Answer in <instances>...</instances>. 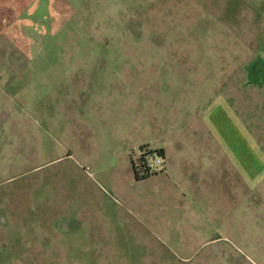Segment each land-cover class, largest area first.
<instances>
[{
  "label": "rangeland",
  "instance_id": "1",
  "mask_svg": "<svg viewBox=\"0 0 264 264\" xmlns=\"http://www.w3.org/2000/svg\"><path fill=\"white\" fill-rule=\"evenodd\" d=\"M258 50L264 0H0V264H264Z\"/></svg>",
  "mask_w": 264,
  "mask_h": 264
},
{
  "label": "crops",
  "instance_id": "2",
  "mask_svg": "<svg viewBox=\"0 0 264 264\" xmlns=\"http://www.w3.org/2000/svg\"><path fill=\"white\" fill-rule=\"evenodd\" d=\"M213 114L208 112V118L207 119H204L203 123H201L202 125H204L206 128H210V131L208 133H206L210 138L208 140V147L207 149H209L210 147L211 148H214L215 146H217L218 144H220V147H221V151L225 153V155L227 156H230L231 157V162L235 165H238L236 164L238 161H243L246 157V155L244 154H241V153H230L229 151V147H228V138L225 137L224 139H222L221 137H219V135H222V133H224V129L222 127V122H220L218 119L216 118H213L212 117ZM211 121H215L216 122V125H215V128H213L212 124L210 123ZM213 130L217 131L218 132V136L216 137H213L212 134H213ZM229 130V129H228ZM225 134V133H224ZM205 137V136H204ZM206 138V137H205ZM203 138V139H205ZM207 139V138H206ZM182 140V139H181ZM181 140L179 141L180 145H178V147H172L173 150L172 151H168L169 148L165 149V150H162V155L164 154V159H166V156L169 157L168 159V162H171V161H175V157L176 156H173L174 154H176L175 152L176 151H179L181 152V144H183L181 142ZM203 142V145L205 144L206 140H202ZM232 144V142L229 143V145ZM165 152V153H164ZM178 152V153H179ZM250 159H251V166L253 169H257L258 170V174L255 176L254 173H250L246 180L248 181V183L251 185L252 183H255L256 182V179L260 176L261 174V168H264L261 166V162H260V158H257L256 156H252L250 155ZM167 166V159L165 160V167ZM248 178H250L251 180H248ZM199 179V175L198 173L196 172H191V174L189 175L188 177V185H190L191 183H193L194 181L197 182V180Z\"/></svg>",
  "mask_w": 264,
  "mask_h": 264
},
{
  "label": "flooded vegetation",
  "instance_id": "3",
  "mask_svg": "<svg viewBox=\"0 0 264 264\" xmlns=\"http://www.w3.org/2000/svg\"><path fill=\"white\" fill-rule=\"evenodd\" d=\"M250 68H252L251 71L247 70V78L251 80L250 84L264 86V59L255 58Z\"/></svg>",
  "mask_w": 264,
  "mask_h": 264
},
{
  "label": "water",
  "instance_id": "4",
  "mask_svg": "<svg viewBox=\"0 0 264 264\" xmlns=\"http://www.w3.org/2000/svg\"><path fill=\"white\" fill-rule=\"evenodd\" d=\"M256 55H257L256 58L264 59V52L263 51L258 50ZM251 66H252V64L247 68L248 72L252 70V68H250ZM250 83H251V80L248 78V84H250Z\"/></svg>",
  "mask_w": 264,
  "mask_h": 264
},
{
  "label": "trees",
  "instance_id": "5",
  "mask_svg": "<svg viewBox=\"0 0 264 264\" xmlns=\"http://www.w3.org/2000/svg\"><path fill=\"white\" fill-rule=\"evenodd\" d=\"M136 175V178H140L138 174H135ZM148 175H150V171L147 169L146 172H145V175H143V178L144 177H147Z\"/></svg>",
  "mask_w": 264,
  "mask_h": 264
},
{
  "label": "built area",
  "instance_id": "6",
  "mask_svg": "<svg viewBox=\"0 0 264 264\" xmlns=\"http://www.w3.org/2000/svg\"><path fill=\"white\" fill-rule=\"evenodd\" d=\"M156 164L160 165L161 164V160L160 161L158 160L157 163L155 161H153V163H151L149 166H147L149 171H150V166L151 165L155 166Z\"/></svg>",
  "mask_w": 264,
  "mask_h": 264
}]
</instances>
